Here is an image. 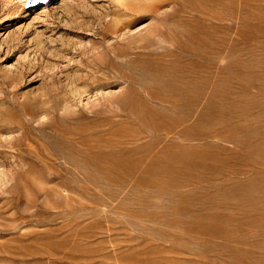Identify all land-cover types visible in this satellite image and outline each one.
Listing matches in <instances>:
<instances>
[{
	"label": "rangeland",
	"instance_id": "1",
	"mask_svg": "<svg viewBox=\"0 0 264 264\" xmlns=\"http://www.w3.org/2000/svg\"><path fill=\"white\" fill-rule=\"evenodd\" d=\"M152 1L0 0V264H264V0Z\"/></svg>",
	"mask_w": 264,
	"mask_h": 264
},
{
	"label": "bare ground",
	"instance_id": "2",
	"mask_svg": "<svg viewBox=\"0 0 264 264\" xmlns=\"http://www.w3.org/2000/svg\"><path fill=\"white\" fill-rule=\"evenodd\" d=\"M155 1L156 0H154V1H152L153 2V4H155ZM152 2H151V4L150 5H152L153 6V4H152ZM157 3V2H156ZM154 8H155V6H153ZM67 91V90H66ZM70 104V103H69Z\"/></svg>",
	"mask_w": 264,
	"mask_h": 264
}]
</instances>
